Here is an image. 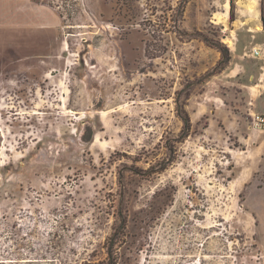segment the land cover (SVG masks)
Listing matches in <instances>:
<instances>
[{
  "label": "rangeland",
  "instance_id": "1",
  "mask_svg": "<svg viewBox=\"0 0 264 264\" xmlns=\"http://www.w3.org/2000/svg\"><path fill=\"white\" fill-rule=\"evenodd\" d=\"M37 3L55 34L0 23V264H264V0Z\"/></svg>",
  "mask_w": 264,
  "mask_h": 264
},
{
  "label": "crops",
  "instance_id": "2",
  "mask_svg": "<svg viewBox=\"0 0 264 264\" xmlns=\"http://www.w3.org/2000/svg\"><path fill=\"white\" fill-rule=\"evenodd\" d=\"M41 0H0V23L13 30L42 31L56 33L61 24L58 14L51 9L36 11L37 2ZM39 7V5H38ZM40 9V8H39ZM48 31V32H46ZM261 50L260 48H257ZM264 59V51L261 50ZM264 64V62H263ZM264 70V65L261 67ZM257 100V108L264 114V105L261 96Z\"/></svg>",
  "mask_w": 264,
  "mask_h": 264
},
{
  "label": "built area",
  "instance_id": "3",
  "mask_svg": "<svg viewBox=\"0 0 264 264\" xmlns=\"http://www.w3.org/2000/svg\"><path fill=\"white\" fill-rule=\"evenodd\" d=\"M252 55L254 58H261L262 52L261 50L254 48ZM251 117H252L253 125L256 128L264 127V114L254 113L251 115Z\"/></svg>",
  "mask_w": 264,
  "mask_h": 264
},
{
  "label": "trees",
  "instance_id": "4",
  "mask_svg": "<svg viewBox=\"0 0 264 264\" xmlns=\"http://www.w3.org/2000/svg\"><path fill=\"white\" fill-rule=\"evenodd\" d=\"M263 22H264V19H263ZM185 125L187 128L190 126V120L188 118L185 120Z\"/></svg>",
  "mask_w": 264,
  "mask_h": 264
}]
</instances>
